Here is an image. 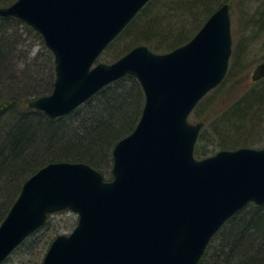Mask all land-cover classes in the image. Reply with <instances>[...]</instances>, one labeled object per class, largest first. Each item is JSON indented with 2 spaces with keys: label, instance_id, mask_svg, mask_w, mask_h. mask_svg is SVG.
<instances>
[{
  "label": "water",
  "instance_id": "1",
  "mask_svg": "<svg viewBox=\"0 0 264 264\" xmlns=\"http://www.w3.org/2000/svg\"><path fill=\"white\" fill-rule=\"evenodd\" d=\"M150 0H15L0 7L35 30L54 62L47 95L28 107L54 119L106 85L134 76L144 95L134 129L112 149L111 179L84 163L52 162L28 177L0 223V264L49 214L77 215L41 264H197L209 241L247 204L264 205V147L196 159L203 123L187 119L224 79L232 48L229 5L166 53L144 45L111 64L105 48ZM264 78V60L252 82Z\"/></svg>",
  "mask_w": 264,
  "mask_h": 264
},
{
  "label": "trees",
  "instance_id": "2",
  "mask_svg": "<svg viewBox=\"0 0 264 264\" xmlns=\"http://www.w3.org/2000/svg\"><path fill=\"white\" fill-rule=\"evenodd\" d=\"M14 1L0 0V5L7 6ZM159 1L151 0L115 41L122 36L131 37L134 43H143L140 45L154 51L165 49L168 52L189 41L221 0H166L161 9H157ZM174 14L182 15L184 19L170 16ZM254 18L252 22L261 28L259 34L264 31V8ZM26 35H31L34 43L27 45ZM34 45L41 47L31 57ZM135 46L137 44L125 53ZM44 51L47 53L45 59L49 57L44 64L47 66L44 67L47 70L44 79L48 82L41 88L43 77H39V70L30 69L44 58ZM31 74L38 75L37 79ZM18 75L23 81L21 87L16 82ZM54 77L53 57L41 36L14 17H0V223L24 181L48 163H86L102 175H106V171V179H111L112 149L139 120L144 96L133 76L108 84L65 116L50 119L42 112L30 109L28 101L31 97L51 92ZM258 82L264 84V78ZM252 88L219 113V116L226 115L222 134L219 126L213 128L215 135L221 136L217 140L220 150L229 146L236 149L238 144L247 143L256 133L264 114V92L256 90L260 87ZM202 134L199 133L196 143L203 140ZM205 150V146L195 145L194 156L197 159L207 157ZM48 225L46 221L19 247L27 242L30 245L37 243L46 251L58 235L49 240L45 238L48 233L38 235ZM33 264H39V260ZM198 264H264V205L250 203L230 217L212 237Z\"/></svg>",
  "mask_w": 264,
  "mask_h": 264
},
{
  "label": "rangeland",
  "instance_id": "3",
  "mask_svg": "<svg viewBox=\"0 0 264 264\" xmlns=\"http://www.w3.org/2000/svg\"><path fill=\"white\" fill-rule=\"evenodd\" d=\"M164 3H166V0H160L156 4L160 7L156 8L161 9V6H163L161 4ZM223 3H227L229 5L230 27L232 36V48L227 73L223 81L216 88L207 93L189 115V122L191 124L200 122L203 123V126L200 129V132L203 133V140L200 141V143H196V145L200 147H206L205 152H207V157L215 154L218 150L221 149L220 146L217 145V140L220 139L221 136L219 138L217 134L215 135V131L213 129L214 125H217L219 126V133L222 134L223 132V121L226 115L219 116V113L221 111H224L226 108H229V106L237 101L246 91H250L251 89H253L252 87H260L256 90L260 91L261 93L264 92V84H262L261 82H252L250 79L253 68L258 63L264 60V31L258 34V31L261 30V28H258L256 26V23L252 22L253 20H255L254 17L256 13L261 8H264V0H221L219 6ZM170 16L175 19H184V16L179 14ZM205 19H203L202 21L204 22ZM173 22H175V20ZM189 26H191V24H189L188 27ZM29 36L26 35L27 40L25 41V43L27 45H29L30 43H34L32 36L31 38ZM119 39L120 40L118 41L114 40L115 42L113 41L114 43L112 42L113 44L111 43L102 52L95 64H111L119 59L122 54L124 55L125 51L130 47L136 44H143L140 42H132L131 37L123 38L122 36ZM40 47L41 46L38 47L37 45H34L30 56L33 57L36 52L39 51ZM149 50L154 53L165 52V49L157 51H154L152 49ZM43 54L44 58L40 59L38 62H35L32 65L33 67L31 66L30 69L36 72H38L39 70V77H43L41 88H44V86H46L48 82V79L46 81L44 79L45 72L47 71L44 68L47 66L44 64L45 61H47L46 59H49V57L45 59L47 53L44 51ZM31 75L33 76V79H37L36 77H38V75ZM16 82L20 87L23 86V81H21L20 78ZM262 95H264V93ZM33 98L34 97H31V99ZM217 118H219L218 122ZM259 122L260 123L257 126L256 133H254V135L247 141V143H240L238 144V146L236 145V148L244 146L252 149H260L264 147V114L260 118ZM211 139H213V142H210ZM231 148H233V146L225 147V150H234L235 146L233 149ZM105 174L106 175H103V177L105 176L104 179H106L108 175L106 171ZM76 219V214H73L69 211L49 215V217L47 218L49 227L43 228L38 235L41 234L42 236L44 234L45 236V233H48V236H45V238L47 237L46 240H49L55 234L66 235L67 233H70L75 226ZM28 243L29 242L24 243V245L21 247L18 246L19 248L15 249L5 259V262H2L1 264H33V262H35L37 259L39 260V264H41L46 253L45 249L41 247V244L34 243L33 245H30Z\"/></svg>",
  "mask_w": 264,
  "mask_h": 264
},
{
  "label": "bare ground",
  "instance_id": "4",
  "mask_svg": "<svg viewBox=\"0 0 264 264\" xmlns=\"http://www.w3.org/2000/svg\"><path fill=\"white\" fill-rule=\"evenodd\" d=\"M11 4H12V3H11ZM11 4H9V5H11ZM9 5H7V6H9ZM0 7H6V6H0ZM58 162H66V161H58ZM84 164H86V163H84ZM87 165H88V164H87ZM44 166H45V165H44ZM42 167H43V166H42ZM39 169H40V168H39ZM39 169H38V170H39ZM38 170H37V171H38ZM24 182H25V181H24ZM22 185H23V184H22ZM22 185H21V187H22ZM20 189H21V188H20Z\"/></svg>",
  "mask_w": 264,
  "mask_h": 264
}]
</instances>
